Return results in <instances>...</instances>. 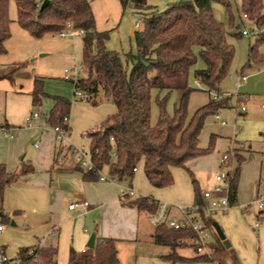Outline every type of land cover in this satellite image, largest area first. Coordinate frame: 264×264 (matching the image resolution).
<instances>
[{
	"label": "trees",
	"instance_id": "1",
	"mask_svg": "<svg viewBox=\"0 0 264 264\" xmlns=\"http://www.w3.org/2000/svg\"><path fill=\"white\" fill-rule=\"evenodd\" d=\"M43 0H14L17 8V22L29 30L34 37L45 33H57L67 25L81 30V65L84 75L73 79L74 91L85 94L86 100L95 99L99 93L112 100L116 111L108 115L98 126L87 131L90 141L89 151L92 169L85 171L79 165L84 181H98L106 168L111 180H131L141 164L148 182L157 188L169 186L173 182L171 167L186 168L192 158L210 153L214 148V135H210L205 147L199 145V134L207 116L230 106V95L221 93V81L228 75L235 48L227 39L228 31L223 22L218 21L212 11L215 0H180L170 3L160 11L146 4V0H120L123 8L128 4L142 21V29L133 32L135 51H129L125 59L104 46L107 31H96L89 0H49L41 9ZM8 0H0V55L5 53V41L10 36V20L7 15ZM229 13V27H237L232 17V5L223 1ZM237 9H239L237 7ZM240 9L246 20L253 24L257 32L254 46H250L246 64L264 63V52L260 46L264 42L263 0H241ZM242 33H234L235 36ZM205 63L196 69L194 77L203 90L188 85V73L196 61L194 49ZM0 79H12L11 73L0 72ZM163 94L156 96L158 120L150 122L151 91ZM181 90L179 100L174 104L171 115L166 112L168 93ZM194 91L211 93L206 103L188 116L187 107L190 94ZM32 104L40 106L47 96L42 79L35 78L31 90ZM88 96V98H87ZM54 105L46 124L51 127H67L70 101L64 96H50ZM95 103V101L93 102ZM264 141V132L261 133ZM243 148V147H242ZM246 149V148H245ZM244 150V148L242 149ZM248 150V149H247ZM227 150L224 154H231ZM236 167L229 173L228 200L231 206L237 203L239 173L244 157L235 155ZM136 169V170H134ZM193 184L194 199L191 212L202 211L204 198L190 170H187ZM33 172L30 161L21 159L16 171H7L0 163V221L6 222L3 213V193L24 175ZM153 201V203H149ZM156 200L150 196L123 194L121 204L137 211L154 212ZM153 242L170 248L162 258L172 263L210 261L207 254L195 251L196 233L190 227L173 229L165 223L154 226ZM187 240L192 243L187 245ZM191 246L195 255L186 257L179 248ZM57 248L32 245L20 247L11 264H56ZM66 264H118L116 239L95 238L93 249L81 253L69 250Z\"/></svg>",
	"mask_w": 264,
	"mask_h": 264
},
{
	"label": "crops",
	"instance_id": "2",
	"mask_svg": "<svg viewBox=\"0 0 264 264\" xmlns=\"http://www.w3.org/2000/svg\"><path fill=\"white\" fill-rule=\"evenodd\" d=\"M131 28L133 29V27ZM135 30H132V37ZM247 37L249 38L250 35ZM260 51L264 52V42L260 46ZM245 67L248 71L245 74H240L245 75L246 78L237 88L235 102L242 96L246 97L249 102L240 118L229 115L225 108L221 109L222 115L221 117L219 115L220 118L217 120H220L221 128H225V132L222 134L218 129V133L210 134L218 136L215 139L218 150H216V154L210 156L211 169L204 167L208 162V154L199 156L200 159L193 158L186 162V168L193 173L201 193L216 184L215 176L219 172L217 169H221L223 166L219 155L229 149L230 153H234L226 163L227 168H223L229 173L233 172L236 165L235 163L232 165L231 158H235L237 154L235 149L238 148V143L236 144V142H239L240 145L244 143V145L242 144L244 150L239 153L244 157L241 165L244 167L246 162L251 159L253 168L259 167V171H264L262 159L264 141L261 137V133L264 132V63L259 66L245 63ZM220 91L227 94L222 89ZM209 96H213V94L208 93L204 103L208 101ZM49 98L50 101L46 105L48 113L54 105V100L50 96ZM30 101H32L31 97ZM81 102L84 101L81 100ZM115 111V105L90 106L85 103H71L68 116L69 138L66 146H76L86 150V146L90 143L86 135L87 131L98 126ZM27 116L25 115L22 120H19V122L22 121V124L18 126L24 128L20 131L16 129L12 121L4 119L5 127L15 130L16 136L15 138L12 135L11 137L0 136V163L5 165L7 171H16L20 166L21 159L25 158L30 161L33 167L32 173L21 177L18 182L7 187L3 193V213L9 223L0 221L4 225V230L0 233V246L3 247L9 259L17 257L20 247L40 245L56 247L59 258L63 257L67 263L71 248L77 253L88 248L86 243L93 229L96 238L116 239V248L118 241L137 242L143 240L157 245L152 238L154 226L152 225L150 230H146L143 226L149 222L147 220L149 213L147 211L139 212L121 204V196L128 186L123 184H127V181H115L109 178L84 181L82 172L76 169L75 164L70 161L69 154H67L66 160L58 161L57 158L62 148L57 142L53 129L44 123H39V119L34 120L36 121L34 124L32 121L28 126L25 121ZM224 118H229L230 122L226 123ZM237 129H239L238 136L243 140L236 139L237 136L234 139L231 138L232 134L237 135ZM79 135L84 137V141H79ZM31 137H37L38 140L34 142L30 154L24 152L21 156ZM63 162L68 165H63ZM104 170L107 172L106 168ZM187 170L182 167H171L172 184L157 188L148 182L140 164L131 180L130 186L133 195L150 196L157 202L167 203L169 206L168 216L176 219V215L180 216L181 214L180 208H189L193 204V184ZM260 179L261 174L255 175V170H253L247 184V191L251 193L252 197H255L260 188ZM242 198L239 183L236 204H238V200L242 202ZM84 201L88 203L87 206L77 205L72 209L68 207L70 204H79ZM229 212L222 220L226 224L238 220L237 212ZM143 215H145V219L141 221ZM162 255L164 254H149L148 260L151 264H173L162 258Z\"/></svg>",
	"mask_w": 264,
	"mask_h": 264
},
{
	"label": "rangeland",
	"instance_id": "3",
	"mask_svg": "<svg viewBox=\"0 0 264 264\" xmlns=\"http://www.w3.org/2000/svg\"><path fill=\"white\" fill-rule=\"evenodd\" d=\"M176 1L180 0H146V4L162 11L170 3ZM223 1L232 5V17L237 27H229L230 16L225 10ZM89 2L93 13L95 30L107 31L108 33V38L104 42L105 48L117 52L124 60L129 51H135V45L131 34L133 29H142L140 16L132 10L129 4L123 8L120 0H89ZM240 3L241 0H215L211 5L214 17L218 21L224 23L228 31L227 39L235 48L229 73L221 81L220 88L230 95V106L225 108L226 111L229 115L239 118L243 116V112L238 107V103L235 102V96L238 91L236 84L237 77L248 71L246 67L244 68L248 49L250 46H254L257 40V32L253 30V24L242 18ZM237 7L239 9H237ZM7 15L10 20V36L4 44L5 53L0 55V72L11 73L12 79H0V126H6L3 121L4 119H9L16 126L17 130H23V127L21 128L18 126L22 124V121L19 122V120H22L25 115L29 116L34 112L39 113L41 117L38 120L40 121L39 123L47 125L44 117L48 114V112H46V105L50 101L49 96L51 95L64 96L69 99L70 103H85L90 106L114 105L112 100L104 97L102 93H99L98 97L95 99H89L87 96L88 99L83 100L84 102H81L79 96L76 94L74 95L75 91L72 80L84 75L83 71L74 72V69L81 63L82 41L81 35L77 30L72 29L71 26H66L62 29L66 31L63 37H59L57 33H45L41 37H34L29 30L22 28L18 24L17 8L14 0H8ZM135 21L139 22V26L136 28L132 25V22ZM243 26L249 30V38L243 35H234L236 32L240 33L244 28ZM131 27H133V29ZM194 55L196 56V61L189 70L188 85L203 90L194 77V71L204 68L205 63L198 54V48L194 49ZM65 70L67 72H65ZM240 71H243V73H240ZM35 78L42 79L43 90L47 94V96L42 99L41 106L33 105L32 101H30V93ZM181 93L182 91L177 89H173L168 93L166 101L167 114L171 115L173 113L174 104L179 100ZM160 94H163V92H159L156 89L151 91V124H155L158 120L156 96ZM207 94L208 93L203 91H194L190 94L187 107L188 116H190L196 108L204 104ZM94 101L95 103H93ZM248 102L249 101L246 103L248 104ZM217 113L221 117V110ZM215 114L216 113L209 115L205 119L199 134V145L201 147L207 145L211 133H218L220 131L223 134L225 132V128H221L220 120L215 119ZM224 120L226 123L230 122L229 118H224ZM35 122L36 121L33 120V124ZM218 129L220 130L218 131ZM238 132L239 129L236 130L237 135L232 134L231 138L234 139L235 136H237L236 139L243 140L238 136ZM8 133L15 138V130L8 128ZM0 136L5 137L1 129ZM217 137H214L213 150L207 155L208 162H206L205 168L212 165L210 156L216 154V150H218L215 143ZM78 138L80 142L84 141L82 135H79ZM37 140V137H31L29 143L25 147V151H22L21 156L24 152L30 154L33 149V144ZM236 144L238 148H236L235 151L240 153L243 148L240 146L239 142H236ZM242 144L244 145V143ZM86 148V150H90L89 145H87ZM233 153L234 152L231 154ZM223 154L224 153H220V160ZM231 154L228 156L227 162ZM262 155L264 161V153H262ZM69 158H71L70 161H72V157ZM195 158L200 159L198 157ZM231 159L232 165L234 163L236 165L235 158L233 157ZM25 160L27 159L25 158ZM63 163V165H68L65 162ZM222 165L221 169H217L218 171L224 170V164L222 163ZM253 170H255V175L260 173V180L264 181V171H259V167L256 169L253 168V161L251 159L246 162L244 167L241 165L238 185L240 183V193L243 195L242 202L238 200V204L233 205L232 208H229V210L225 212H204L205 220L203 223L209 233V237L206 238L207 243L205 247L200 251H198L196 247L194 248L199 254H207L210 261L193 263L176 262L173 264H264V211L261 212L258 208L256 195L252 197L251 193L247 191V184L253 174ZM102 174L110 179L106 170H104ZM123 185H128V183ZM229 211L237 212L238 220L226 224L225 221L222 220L227 212L228 214L230 213ZM144 217L145 215L142 216L141 221L145 219ZM176 219L181 220L182 215H176ZM212 222H217L219 224L226 240L230 243L229 247H225L223 241L218 238L212 227ZM4 223L8 224L9 222L6 221ZM147 223V225L143 226L146 230H150L153 226L149 224V222ZM188 243L191 244L192 242L187 240V245ZM194 244H196V242H194ZM194 248L186 246L184 248H179L178 252L183 255L193 256L195 255ZM117 249L118 264H151L148 260L149 254L160 255L170 252V248L167 246L154 245L143 240L137 242L118 241ZM57 256V264H66V260L63 257L61 259V257L59 258V254Z\"/></svg>",
	"mask_w": 264,
	"mask_h": 264
},
{
	"label": "built area",
	"instance_id": "4",
	"mask_svg": "<svg viewBox=\"0 0 264 264\" xmlns=\"http://www.w3.org/2000/svg\"><path fill=\"white\" fill-rule=\"evenodd\" d=\"M242 18H246V14H242ZM133 27H138L139 22L135 21L132 22ZM69 27V25H67ZM79 34L82 33L81 30L78 31ZM243 35H250L249 30L244 27L241 31ZM66 34V31H59L57 32V35L59 37H63ZM83 71L82 65L79 64L78 67L74 69V72ZM65 72H67L65 70ZM66 77V75H65ZM246 78L245 75H240V77L237 79V87H239L240 83L244 81ZM79 96L81 100H86V96L81 91H75L74 95ZM247 99L246 97H240L237 101L238 107L243 112L246 110L247 107ZM40 115L37 112H34L33 114L29 115L26 118V124L29 126L31 125L33 120L40 119ZM219 114H215V119H219ZM64 123L68 124V119L64 118ZM1 131L5 136L11 137L8 133V129L5 126H0ZM55 137L57 139V142L60 147L62 148L59 152L58 161H64L67 158V154H69L72 157V162L75 165H79L81 168H84L85 171H88L92 169L93 163L91 159V153L90 151H86L80 147L76 146H66L69 138V129L67 127H54L52 128ZM242 146V145H240ZM228 159V154H223L221 158V163L224 164V167L227 168L226 162ZM136 170V169H134ZM108 179V177H105L103 174L100 176V180ZM228 179H229V172L227 170H221L219 171L216 176V184L208 190L202 191V195L204 198V203L201 206L203 213L204 212H211L215 213L218 211L225 212L227 211L231 205L228 200ZM259 189L256 193V201L258 204V208L260 211H264V181L259 183ZM123 194H129L133 195L132 189L126 187V189L123 191ZM149 203H153V201H149ZM156 208L154 212L149 213L148 219L151 225L156 226L162 223H165L169 227H172L173 229H180L181 227H190L193 229V231L196 233L197 239H196V248L198 251H200L202 248L205 247L207 241L206 238L209 237V233L207 232L205 225L203 223V219L198 213H193L189 208H180V213L182 215L181 220H176L174 218H171L168 216V209L169 206L165 202H155ZM77 205L80 206H87L88 203L86 201L79 203V204H70L68 207L73 208ZM4 230V225L0 223V233H2ZM11 263H17L16 261H10V259L7 257V255L4 252V249L2 246H0V264H11ZM37 264V263H33Z\"/></svg>",
	"mask_w": 264,
	"mask_h": 264
},
{
	"label": "water",
	"instance_id": "5",
	"mask_svg": "<svg viewBox=\"0 0 264 264\" xmlns=\"http://www.w3.org/2000/svg\"><path fill=\"white\" fill-rule=\"evenodd\" d=\"M49 0H43L42 3L40 4V8L43 9L45 8V6L48 4ZM212 227L214 228L218 238L223 241V244L225 245V247H229L230 243L226 240L225 235L222 231V229L220 228L219 224L217 222H212ZM95 230H92V232L90 233L86 246L90 249H93L95 246Z\"/></svg>",
	"mask_w": 264,
	"mask_h": 264
}]
</instances>
